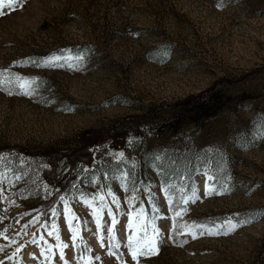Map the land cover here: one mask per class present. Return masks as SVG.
Returning <instances> with one entry per match:
<instances>
[{
    "label": "rangeland",
    "instance_id": "1",
    "mask_svg": "<svg viewBox=\"0 0 264 264\" xmlns=\"http://www.w3.org/2000/svg\"><path fill=\"white\" fill-rule=\"evenodd\" d=\"M2 10V264H264V0ZM88 132L126 145L61 161L64 191L24 152L69 155Z\"/></svg>",
    "mask_w": 264,
    "mask_h": 264
},
{
    "label": "trees",
    "instance_id": "2",
    "mask_svg": "<svg viewBox=\"0 0 264 264\" xmlns=\"http://www.w3.org/2000/svg\"><path fill=\"white\" fill-rule=\"evenodd\" d=\"M197 96H189L183 102L186 104L190 101L196 100ZM87 137H84L85 144L77 152H73L69 155L63 154L58 151H42L36 153H27L31 156L41 157L45 160L48 167L41 172L42 179L50 186L58 188L59 191H64L70 183L71 178L63 179L59 174L58 167L61 161L65 160L68 166L74 167L79 161L85 160V163H91L93 159L98 155L95 154L93 146L95 143L105 141L108 137H114V141L118 143L120 147L126 145V138L124 136H116L117 133L111 132H88ZM50 207V203L48 204ZM47 207V208H48Z\"/></svg>",
    "mask_w": 264,
    "mask_h": 264
},
{
    "label": "snow or ice",
    "instance_id": "3",
    "mask_svg": "<svg viewBox=\"0 0 264 264\" xmlns=\"http://www.w3.org/2000/svg\"><path fill=\"white\" fill-rule=\"evenodd\" d=\"M23 2H24V0H7V6L11 7L12 10L15 11L17 7L23 6ZM5 3H6V0H0V16L5 15V12L2 10L3 7L5 6ZM55 59H59V57H55ZM50 66H55V65H50ZM0 75H2V74H0ZM17 80L23 81V83L20 84L21 88H23L25 84L32 83V81H28L25 78H21V77H17ZM25 94H28V93L25 92ZM61 199L63 200V197H61ZM249 222H250V220L245 219V220L240 221L238 223L242 226L243 224H247ZM228 223H229L230 227L233 226L231 220H229ZM209 234H213V235L225 234L226 235V234H228V229H225L223 231V233H221L220 231L212 232L211 230H209ZM156 235H159L158 231L156 232ZM72 238H75V237H72ZM193 238H195V235L193 236ZM125 246L130 250L133 260H137L138 255L146 256L149 254H154L153 253V245H149L147 247V250L138 249L135 245H133L131 243L126 244ZM64 247H67V245H64ZM156 250L158 251V249H156ZM61 256H63V252H61ZM95 259H98V257ZM0 264H2V262H0Z\"/></svg>",
    "mask_w": 264,
    "mask_h": 264
}]
</instances>
